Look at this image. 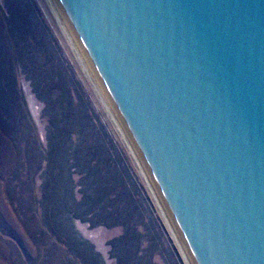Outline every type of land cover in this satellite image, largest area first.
Instances as JSON below:
<instances>
[{"label":"water","instance_id":"1","mask_svg":"<svg viewBox=\"0 0 264 264\" xmlns=\"http://www.w3.org/2000/svg\"><path fill=\"white\" fill-rule=\"evenodd\" d=\"M191 264H264V0H52Z\"/></svg>","mask_w":264,"mask_h":264},{"label":"rangeland","instance_id":"2","mask_svg":"<svg viewBox=\"0 0 264 264\" xmlns=\"http://www.w3.org/2000/svg\"><path fill=\"white\" fill-rule=\"evenodd\" d=\"M0 264H191L52 0H0Z\"/></svg>","mask_w":264,"mask_h":264}]
</instances>
